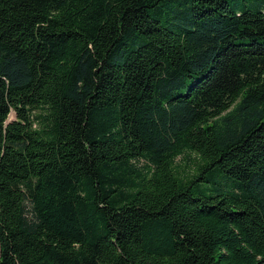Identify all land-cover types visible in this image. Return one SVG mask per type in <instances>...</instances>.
<instances>
[{
  "label": "trees",
  "instance_id": "obj_1",
  "mask_svg": "<svg viewBox=\"0 0 264 264\" xmlns=\"http://www.w3.org/2000/svg\"><path fill=\"white\" fill-rule=\"evenodd\" d=\"M0 264H264V0H0Z\"/></svg>",
  "mask_w": 264,
  "mask_h": 264
},
{
  "label": "rangeland",
  "instance_id": "obj_2",
  "mask_svg": "<svg viewBox=\"0 0 264 264\" xmlns=\"http://www.w3.org/2000/svg\"><path fill=\"white\" fill-rule=\"evenodd\" d=\"M13 116L11 115V118H12Z\"/></svg>",
  "mask_w": 264,
  "mask_h": 264
}]
</instances>
